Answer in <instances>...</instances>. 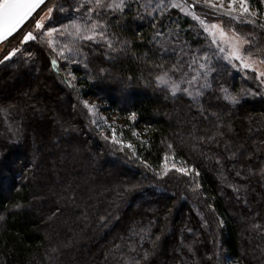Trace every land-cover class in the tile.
<instances>
[{"label":"trees","instance_id":"1","mask_svg":"<svg viewBox=\"0 0 264 264\" xmlns=\"http://www.w3.org/2000/svg\"><path fill=\"white\" fill-rule=\"evenodd\" d=\"M160 2L150 0L151 15L141 7L149 0L93 13L128 42L123 51L85 46L77 63H64L43 35L0 63L1 106L22 127L18 143L0 141V264H264V91L217 60L197 24ZM249 2L264 22V3ZM81 3L49 0L67 10H54L51 26L85 13L87 5L74 12ZM228 27L264 45L255 25ZM21 33L6 45L20 47ZM205 51L216 71L196 100L157 85L177 60L194 75L188 62ZM222 87L238 102L223 99ZM89 98L125 119L119 143L94 125L82 104ZM56 113L77 133L52 125Z\"/></svg>","mask_w":264,"mask_h":264},{"label":"snow or ice","instance_id":"2","mask_svg":"<svg viewBox=\"0 0 264 264\" xmlns=\"http://www.w3.org/2000/svg\"><path fill=\"white\" fill-rule=\"evenodd\" d=\"M200 0H197L199 3ZM205 4L216 8L219 7L223 9V14L229 16L231 19L239 23H247L255 25L261 29V35L264 36V22L258 23L256 17L259 15V9L257 11H252L250 7L249 0H228L229 8H224V2L217 6L213 3V0H203ZM264 3V0H260ZM186 3V0H185ZM46 7V12L43 16L35 18L34 14H37L38 9L41 6ZM87 5L86 12L82 15H77L74 18H69L67 23H61L59 27L48 26L46 28L45 21L51 20L52 13L54 10H58L63 13L67 10L59 5H53L51 7L46 5L45 0H0V40L7 39L11 37L18 30L32 18V23L37 31L43 32L47 36V43L55 51L59 47L58 56L60 59L68 61L69 63H77L75 59L77 55L82 53L83 47L92 45H101L110 49L113 52L123 51V46L126 45L127 41H120L115 34L109 35L107 29V23H101L99 19L93 18V13L99 16V11L102 9H110L113 12H124V9L128 7L127 0H83L79 8H75L74 12L79 13L80 9ZM163 5V0L156 7L159 8ZM151 6L150 0L149 4L141 5L144 8V12L149 15L155 11H149ZM172 7L180 8L184 11V8L180 3H172ZM195 7V5H193ZM43 11V9H41ZM163 14V13H161ZM194 19L200 21L203 30L207 33L204 37L207 42L208 49H215L213 56L219 61L226 62L233 69L237 70H251L254 73H258V79L260 84H264V70H261L259 65H264V45H261L260 40L255 38V33H245L237 31L235 27H229L227 30L220 24L207 25L203 20L200 19L194 12L191 13ZM137 17L143 19V16L137 12ZM46 28V31H45ZM171 31V30H169ZM22 34L23 41H34L37 36L34 35L33 31H27L26 34ZM162 35L157 32L152 39L155 40L157 36ZM65 38L66 42L62 45L58 44L55 37ZM159 42V41H158ZM199 51V50H197ZM14 54V53H13ZM70 54V55H68ZM5 59H8L5 56ZM3 63V61H0ZM52 63L57 64V60L53 59ZM85 68L88 67L87 64L84 65ZM163 69V65H157ZM188 69L194 73V75L188 76V72L184 71V65L177 60L167 70H162L160 74L155 76V80L158 86H167L171 91L172 95H176L179 92L187 94L196 100L198 96L203 95L202 89L210 88L211 83L209 82V77L216 71L213 65L212 57L209 56L208 51H205L202 56L193 54L191 61L188 62ZM103 71V69H101ZM173 73H182L180 79L174 78ZM245 75L247 73L245 72ZM75 79V77H73ZM70 85L71 81H67ZM182 84H186L187 87H181ZM74 86V85H73ZM223 92V99L230 103H237L238 96L234 95L229 91L228 88H221ZM87 105V101L84 102ZM94 110V109H93ZM132 119H135V113H132ZM115 131V130H113ZM119 143V141H116ZM128 147H132L131 144ZM171 147V145L169 146ZM164 159L167 160V154H165ZM146 167H151L147 165ZM175 168V165H173ZM178 171L187 173V169L180 168ZM165 174H167V169H165ZM198 174V173H197ZM199 187V185H197ZM195 190V189H194ZM19 207V205H17ZM3 217L0 216V220ZM147 255V253L145 254Z\"/></svg>","mask_w":264,"mask_h":264},{"label":"rangeland","instance_id":"3","mask_svg":"<svg viewBox=\"0 0 264 264\" xmlns=\"http://www.w3.org/2000/svg\"><path fill=\"white\" fill-rule=\"evenodd\" d=\"M223 2H224V8L230 7V5L228 4V0H223ZM172 3H180L181 6L184 8V11H181L180 8L172 7L171 6ZM213 3H215L218 6L221 3V0H213ZM193 5H195V7H193ZM161 7H162L161 10H163V11H167V9L168 10L169 9L178 10L183 16L189 18L191 21H193L195 24H197L200 27V29L202 30L204 36H207V33L203 30V27L201 26L200 21L193 18V16L191 15L192 12H194L197 16H199L200 19L205 22V24H207V25L220 24L226 30L229 28L228 27L229 22H233L237 26L247 24V23H239V22L231 19L229 16L223 14V9H220L219 7L213 8V7L209 6L208 4H205L203 2V0H200L199 3H197V0H186V3H185V0H163V5ZM41 9L37 13H40ZM45 12L46 11H44L41 16H43L45 14ZM39 16L40 15L37 16V14L34 15L35 18H39ZM31 21H32V18L28 21V23ZM53 21H55L54 17H52L51 20H46L45 21L46 28L48 26H51ZM28 23H26L25 26L15 36H18L22 32V30L27 26ZM46 28H45V31H46ZM27 31H33L34 35L37 36V39L34 40V42H36V41L40 42V41H38V38H40L41 36L44 35L43 32L37 31L35 29L34 25H33V27H31L30 29L26 30L23 33L26 34ZM59 38H62V37H59V36L55 37V39H57L58 44L62 45L64 42H66L65 38H62L63 39L62 41H59L58 40ZM173 40H177V37H175V39H173ZM20 41H21L20 47L14 48L13 45L8 46V45H6L7 42L0 46V57L5 52H7V57H8V59H4L3 62H7L10 58L16 57L17 55H19V53L22 52V50L24 49V46L33 42V41H27V42L23 41L22 35H21ZM175 45L178 46L177 50L179 51V53H181V51L185 50V48H186L185 45L181 44V43H179V44L176 43ZM206 46H205V48H208V46L207 47ZM211 50L215 51L214 48ZM57 52H59V51H57ZM64 63H69V62L64 60ZM259 67L261 68V70H264V65H259ZM234 70L238 71L241 75H243L245 79L250 78L253 83H256L258 85V87L262 91H264V84H260L259 79L257 78L258 73H254L251 70H237V69H234ZM245 72L247 73V75H245ZM67 76L70 79H73V75L70 72L67 73ZM85 101H87V105H85V103H84ZM82 102H83L82 103L83 106L89 112L90 117L93 119L94 125L103 132L102 133L103 136L106 139H109L111 141H115V142L118 141V137L115 135L116 128L123 126L125 119L116 115V114H112L111 112L107 111L100 101H97L93 98L84 99ZM1 103H0V141L4 140V141H7L8 143H12V142L18 143L22 138V135L20 132V128H22V127H21L20 121H19V119L15 118L14 112L12 113V111H10V108H11L10 106H8V105L1 106ZM38 106H39V109L41 110L42 109V103L38 102ZM56 116L57 117H56V119L53 120L52 125H54L56 127L58 126V128H60V130H62V131L71 130L73 133L76 132L75 131L76 129L74 127V124H75L74 121H71V122L65 124L64 122H61L59 114L56 113ZM72 119H74L73 116H71V120ZM247 128H249V127H247ZM113 130H115V131H113ZM255 140H256L255 136L251 137L252 142H255ZM60 146L62 149H65V150H71L72 149V148L68 147V145L65 146V144H61ZM88 148H89V143H88L86 149H88ZM79 151H81V150H79ZM187 172H188V170H187ZM88 176H91V174L88 173ZM109 199L111 201L110 203L115 204V200L112 199L111 196Z\"/></svg>","mask_w":264,"mask_h":264},{"label":"water","instance_id":"4","mask_svg":"<svg viewBox=\"0 0 264 264\" xmlns=\"http://www.w3.org/2000/svg\"><path fill=\"white\" fill-rule=\"evenodd\" d=\"M48 1H49V0H45L46 3H47ZM43 6H44V5H42L41 8H43ZM39 10H40V9H38L37 12H38ZM34 15H35V14H34ZM30 19H31V18H30ZM30 19H29V20H30ZM26 23H28V21H27ZM24 26H25V25H24ZM24 26H23V27H24ZM23 27H22V28H23ZM20 30H21V29H20ZM20 30H18L16 33H14L11 37H8L7 39H4V40H0V46H1L2 44L6 43L7 41H9V40H10L12 37H14V36H15Z\"/></svg>","mask_w":264,"mask_h":264},{"label":"bare ground","instance_id":"5","mask_svg":"<svg viewBox=\"0 0 264 264\" xmlns=\"http://www.w3.org/2000/svg\"><path fill=\"white\" fill-rule=\"evenodd\" d=\"M12 38H13V37H12ZM12 38H11V39H12Z\"/></svg>","mask_w":264,"mask_h":264}]
</instances>
